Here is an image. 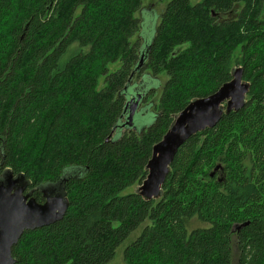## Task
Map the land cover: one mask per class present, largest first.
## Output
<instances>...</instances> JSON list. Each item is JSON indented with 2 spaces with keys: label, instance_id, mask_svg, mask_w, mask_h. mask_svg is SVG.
<instances>
[{
  "label": "trees",
  "instance_id": "16d2710c",
  "mask_svg": "<svg viewBox=\"0 0 264 264\" xmlns=\"http://www.w3.org/2000/svg\"><path fill=\"white\" fill-rule=\"evenodd\" d=\"M141 5L0 0V177L23 176L38 203L44 186L68 200L60 221L21 236L15 264H115L121 249L124 264H264V0H168L145 50ZM233 68L244 107L178 149L158 199L124 193L174 117ZM150 75L166 81L141 95L155 118L140 132L139 113L123 126L125 105Z\"/></svg>",
  "mask_w": 264,
  "mask_h": 264
},
{
  "label": "water",
  "instance_id": "95a60500",
  "mask_svg": "<svg viewBox=\"0 0 264 264\" xmlns=\"http://www.w3.org/2000/svg\"><path fill=\"white\" fill-rule=\"evenodd\" d=\"M241 73V68H233L229 82L207 97L192 100L174 117L167 133L152 148L151 158L146 165V179L135 191L139 196L148 201L158 199L178 149L198 132L215 127L224 114L237 112L244 107L249 84L242 81ZM140 90V94L134 95V99L128 100L126 104L128 112L123 126H133L141 93L149 92L142 88ZM44 188L61 191L60 188ZM25 189L23 176L7 173L0 177V264H15L11 251L21 236L27 231H35L60 221L68 208L66 197L49 196L44 203H38L29 194L24 195Z\"/></svg>",
  "mask_w": 264,
  "mask_h": 264
},
{
  "label": "rangeland",
  "instance_id": "374dc122",
  "mask_svg": "<svg viewBox=\"0 0 264 264\" xmlns=\"http://www.w3.org/2000/svg\"><path fill=\"white\" fill-rule=\"evenodd\" d=\"M200 1L201 0H189L191 5L198 4ZM167 2L168 0H142L141 10L137 14V19L139 22L138 24L140 26V29L138 30V32H136L134 36V38H136L137 40H139V42H141V45L143 42L144 43L146 42L147 44L150 43L151 38H152V31L155 29L158 19L160 15L162 14ZM118 66H119V63L111 64L109 66V70L112 71ZM143 72L145 71L143 70ZM150 76L151 77L144 76L142 78L141 77L137 78L135 82H133V85L137 88L139 87V88L146 89L149 91H151L152 89H155L158 93L161 90L162 84H164V82L166 81V77L163 75H160L158 77L159 82L157 84V83H154L153 81L154 76L152 75ZM145 95H147V92ZM157 99H158V96H153V97L151 96L150 98L147 99V102L149 103L151 101L156 102ZM152 108L153 107L151 108L149 107L148 109L146 108V111L144 112V114L135 116L134 125L138 131L142 130L145 127H149L153 124L155 114L152 112L153 111ZM118 138H119L118 135H115L113 139L116 140ZM70 173L72 172L68 171V174ZM136 188H137L136 186H132L129 189H127L124 193L135 192ZM204 226H205L204 224L200 223L197 220H192L190 223L191 228H198V227H204ZM122 252L123 251L121 249L119 253L117 254V258L114 261L115 264H124Z\"/></svg>",
  "mask_w": 264,
  "mask_h": 264
},
{
  "label": "flooded vegetation",
  "instance_id": "af4514ba",
  "mask_svg": "<svg viewBox=\"0 0 264 264\" xmlns=\"http://www.w3.org/2000/svg\"><path fill=\"white\" fill-rule=\"evenodd\" d=\"M144 43V42H143ZM143 49L145 50L146 48H147V44L146 43H144L143 44ZM141 47V48H142ZM144 54H145V51L144 52H142V55H141V59L143 60V56H144ZM140 59V60H141ZM141 60V61H142ZM139 91H141L140 90V88L138 87H135V89H134V95H135V92L137 93V92H139ZM141 95H143V96H145V93H141ZM134 99V96H132V97H130L128 100H133ZM147 106V103L144 101H142V102H139V104H138V108H137V111H136V114L137 113H139V114H143L145 111H146V109H145V107ZM125 111H127V109H126V105H125ZM128 112V111H127ZM40 194H41V199L40 200H43V202L42 203H44L45 201H46V198L47 197H49V196H61L62 198L64 197L63 196V194L61 193V191L60 192H58V191H52V190H49V189H46V188H39V191H38ZM32 193L33 192H28V189H25V192H24V195H27V194H29V196L30 197H33L32 196Z\"/></svg>",
  "mask_w": 264,
  "mask_h": 264
}]
</instances>
